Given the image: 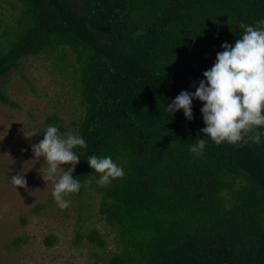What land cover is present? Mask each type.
<instances>
[{
	"label": "trees",
	"instance_id": "trees-1",
	"mask_svg": "<svg viewBox=\"0 0 264 264\" xmlns=\"http://www.w3.org/2000/svg\"><path fill=\"white\" fill-rule=\"evenodd\" d=\"M4 2L13 14L0 17V100L14 106L2 78L44 57L73 81L82 106L73 125L87 147L74 149V194L79 202L86 190L96 194L116 249L97 229L78 230L77 243L103 251L104 264H264V143L209 140L194 156L202 102L193 100L191 121L165 110L182 90L195 91L221 45L240 38L241 22L264 19V0ZM92 155H110L124 176L98 184Z\"/></svg>",
	"mask_w": 264,
	"mask_h": 264
},
{
	"label": "rangeland",
	"instance_id": "rangeland-1",
	"mask_svg": "<svg viewBox=\"0 0 264 264\" xmlns=\"http://www.w3.org/2000/svg\"><path fill=\"white\" fill-rule=\"evenodd\" d=\"M2 14L5 21L13 14L4 0H0ZM1 82L14 106L0 100V264H104L99 260L103 251L87 241L77 243L78 230L97 229L108 249H116L113 233L99 219L96 194L86 190L90 197L79 202L71 193L65 197L70 206L59 208L51 195V182L42 177L47 163L43 157L34 159L31 150L49 125L63 126L62 134L75 132L73 124L83 110L73 81L58 73L51 59L39 57L24 60ZM55 116L62 122L49 123ZM32 129L41 133L26 136ZM17 174L24 175L25 187L12 183ZM51 235L56 241L49 247L45 239Z\"/></svg>",
	"mask_w": 264,
	"mask_h": 264
},
{
	"label": "clouds",
	"instance_id": "clouds-1",
	"mask_svg": "<svg viewBox=\"0 0 264 264\" xmlns=\"http://www.w3.org/2000/svg\"><path fill=\"white\" fill-rule=\"evenodd\" d=\"M238 27L243 30L240 38L234 44L221 45L222 51L216 54L212 67L203 72L198 86L193 85L195 91L182 90L165 106L168 115L183 110L185 118L191 121L193 100L202 102L200 112L205 126L200 131L204 137L190 146L194 156L203 154L209 140L216 145L264 143V19L256 21L255 26L241 22ZM142 35L143 30L133 34ZM38 133L41 132L32 129L25 135L33 137ZM42 133L43 139L32 144L31 150L34 159L43 157L47 163L43 180L51 182V195L58 207L64 209L71 204L65 197L81 188L79 180L73 177L81 160L74 149L86 148L87 144L78 133L62 134L55 125L47 126ZM86 162L99 174L100 185L124 176L123 168L110 155H92ZM11 181L17 187L26 185L22 174L12 176Z\"/></svg>",
	"mask_w": 264,
	"mask_h": 264
}]
</instances>
